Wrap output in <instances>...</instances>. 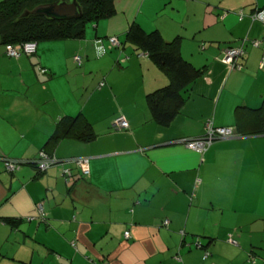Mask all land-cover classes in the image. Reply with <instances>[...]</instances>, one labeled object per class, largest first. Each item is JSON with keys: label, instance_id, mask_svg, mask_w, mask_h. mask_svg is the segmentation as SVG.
I'll list each match as a JSON object with an SVG mask.
<instances>
[{"label": "crops", "instance_id": "0c3cea01", "mask_svg": "<svg viewBox=\"0 0 264 264\" xmlns=\"http://www.w3.org/2000/svg\"><path fill=\"white\" fill-rule=\"evenodd\" d=\"M263 5L113 0L114 12L80 37L38 40L16 57L0 42V264H264V124L252 110L264 97V59L249 42L263 28L249 13ZM133 22L176 38L199 69L166 124L145 94L168 74L125 39ZM240 44L234 67L223 49ZM118 115L125 128L113 125ZM84 122L92 136L72 135ZM207 123L234 134L187 147ZM57 125L66 134L46 143ZM44 143L54 162L38 170ZM2 157L23 162L9 171Z\"/></svg>", "mask_w": 264, "mask_h": 264}, {"label": "trees", "instance_id": "16d2710c", "mask_svg": "<svg viewBox=\"0 0 264 264\" xmlns=\"http://www.w3.org/2000/svg\"><path fill=\"white\" fill-rule=\"evenodd\" d=\"M51 1L54 0H0V42L3 47L7 42L33 40L36 43L38 40L45 39L80 37L87 22L107 17L114 12L113 0H76L81 12L78 16L70 18L56 19L34 11L35 6ZM125 39L135 49L145 51L168 74L167 83L151 89L145 94L154 120L158 123L166 124L177 112L183 100L181 90L197 76L199 69L180 56L176 48V38L165 40L157 29L145 31L137 23L133 22L125 32ZM252 110L255 111L254 114L260 122L264 124V97L261 105ZM69 118L78 119L79 117L73 115ZM85 126H88L87 122H84ZM86 127L78 129L72 135L84 139L92 136V132H88ZM62 134H66V130L64 131L57 125L55 130L48 136L46 143L54 141ZM215 138L217 137H214L211 141ZM46 143L41 148L47 153L49 151L45 149ZM34 159L33 162L35 164ZM63 173L66 174L65 172ZM193 245L202 247L201 242L197 239L194 240ZM250 251H252V248H249L248 252L251 254L249 258L253 259L254 254Z\"/></svg>", "mask_w": 264, "mask_h": 264}, {"label": "built area", "instance_id": "2783aa9c", "mask_svg": "<svg viewBox=\"0 0 264 264\" xmlns=\"http://www.w3.org/2000/svg\"><path fill=\"white\" fill-rule=\"evenodd\" d=\"M251 19L258 20L262 23V32L260 37L253 38L249 42L253 46H257L261 49L262 55L260 58V63L264 59V5L254 9L252 12L249 13ZM108 41L110 44L117 45L119 42L116 36H109ZM35 41L33 40H26L21 42H7L4 45V51L8 56L16 57L19 54H31L35 50ZM96 49L99 53L104 51V47L102 44H97ZM243 48L242 45H233L227 46L223 49V60L227 62L229 65L234 67H239V64L236 62V58L242 54ZM142 53H146L143 51ZM44 70V68H41ZM113 125L117 128H125L127 126L126 120L122 115H118L113 119ZM234 134L232 128L230 126H213L209 123L205 126V131L196 137L193 138H186L184 139V144L196 151H203L206 146L211 142L214 137H225ZM3 166L6 170H14L22 160L17 158H6L2 157ZM36 168L38 170H43L49 165L54 162V157L47 154L43 150H39L37 157L34 159ZM79 170L81 172L87 171L86 168V160L83 157H76L74 158ZM66 174H69L67 169L63 170ZM37 209L39 211V215H42L41 207L37 205ZM166 223V219L162 221ZM124 235H127V231H124ZM227 240L231 243H237L236 239L233 236L228 235Z\"/></svg>", "mask_w": 264, "mask_h": 264}, {"label": "water", "instance_id": "95a60500", "mask_svg": "<svg viewBox=\"0 0 264 264\" xmlns=\"http://www.w3.org/2000/svg\"><path fill=\"white\" fill-rule=\"evenodd\" d=\"M34 11L48 17L60 19L78 16L81 9L76 0H54L35 6Z\"/></svg>", "mask_w": 264, "mask_h": 264}, {"label": "rangeland", "instance_id": "374dc122", "mask_svg": "<svg viewBox=\"0 0 264 264\" xmlns=\"http://www.w3.org/2000/svg\"><path fill=\"white\" fill-rule=\"evenodd\" d=\"M225 240L228 241V240H227V236H225ZM229 243H231V242H229Z\"/></svg>", "mask_w": 264, "mask_h": 264}]
</instances>
